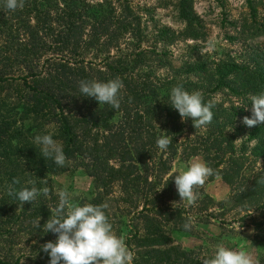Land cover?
Masks as SVG:
<instances>
[{
	"label": "trees",
	"instance_id": "trees-1",
	"mask_svg": "<svg viewBox=\"0 0 264 264\" xmlns=\"http://www.w3.org/2000/svg\"><path fill=\"white\" fill-rule=\"evenodd\" d=\"M131 1L25 0L22 9L10 12L0 0V264H48L42 245L55 241L56 235L45 233L43 225L52 218L58 203L51 179L70 169L83 170L92 180L90 197L77 205L103 206L115 185L120 186L123 203L131 194H144L145 189L154 192L168 174L179 147L187 148L189 136L180 145L178 141L188 132H194V147L186 157L202 156L214 170L211 178L220 176L235 183L248 161L243 150L250 141L254 142L250 149L253 162L264 161V124L249 127L243 123L244 117H251V104L243 107L248 98L264 91V41L250 47L239 60L229 57L219 62L212 71L206 62L201 66L192 63L184 72L175 70L164 78L143 72L147 68L143 49L108 56L100 67L87 62L85 55L98 44L117 50L121 42L130 43L128 38H133L140 48V18ZM245 2L248 13L242 18L239 40H264V13L254 0ZM175 4L184 28L178 34L162 31L160 37L170 44L179 39L204 40L193 0ZM114 78L124 84L118 110L79 96L81 80L106 82ZM177 85L189 92L199 91L205 102L214 105L212 122L199 132L191 119L182 122L167 104L170 90ZM217 93L238 98L241 106L225 107L213 100ZM236 126L240 127L235 130ZM53 130L67 157L64 167L41 157L33 142L36 135ZM243 132L248 135L247 145L243 143V149L236 151L234 138ZM164 135L172 142L161 151L156 141ZM151 170L158 176L149 182L147 173ZM14 179L20 181L17 189H30L31 179L38 189L47 187L49 193L21 206L8 194ZM165 181L169 183L170 178ZM253 181L254 190L238 196L249 198L253 201L250 206L260 208L264 204V178L257 175ZM147 201L138 212L146 219L143 234L136 232L130 241L127 238L126 245L146 249L140 257L143 264H192L190 253L172 246L161 229L156 218L161 210H149ZM104 211L110 220L107 207ZM22 235L32 242L30 255L14 258L15 240Z\"/></svg>",
	"mask_w": 264,
	"mask_h": 264
},
{
	"label": "rangeland",
	"instance_id": "rangeland-1",
	"mask_svg": "<svg viewBox=\"0 0 264 264\" xmlns=\"http://www.w3.org/2000/svg\"><path fill=\"white\" fill-rule=\"evenodd\" d=\"M84 1L91 4L103 2V0ZM177 1L132 0L130 4L135 14L140 18L142 34L140 48H136L137 40L133 38H128L130 43L121 42L117 50L98 44L95 48L89 49L88 54L84 57L85 60L100 67L108 56H113L118 52L122 54L143 49L147 60V68L143 72L149 71L152 76L164 78L168 74L173 75L175 70L184 72L186 65L192 63L201 66L203 62H206L209 65L208 69L212 71L219 62H225L229 57L239 60L250 47L255 48L256 44L264 41L263 39L239 40L242 18L248 13L245 0H193V11L197 21L202 24L201 33L205 35L204 40L179 39L170 44L165 38L160 37V33L170 30L178 34L183 30L184 22L178 18L175 4ZM254 1L257 8L264 13V0ZM115 5L117 4L115 3ZM164 53H166V57L163 56ZM160 60L165 63H160ZM143 68L144 65L140 70ZM213 100L222 102L225 107L241 106L238 98L229 96L227 93H217ZM239 127L236 126L235 130ZM200 130L201 128H196L197 132ZM227 131L232 132L228 129ZM185 136L190 138L187 148H183L186 151L179 147L177 155L170 163L168 174L156 187L155 194L151 191L146 192L145 189L144 194H131L127 197L129 201L123 203L120 200L122 193L120 186H113L107 198L109 200L107 209L115 235L126 243L127 238L130 241L136 232L143 234L142 228L146 226V219L142 218L138 212L145 200H148L146 207L149 210H161L160 215L156 218L159 220L161 229L170 237L171 245L189 252L192 264H204L205 260L213 256L219 245L235 250L243 249L253 257L255 264H264L262 260L264 258V204L260 208L256 205L250 206L253 201L238 196L239 192L254 190L255 185H252L254 176L260 175L264 178L262 170L264 161L258 160L254 163L250 156V149L254 142L250 141L248 148L243 150L248 161L239 172L235 183H230L220 176L212 178L210 176L204 185L195 188L197 193L195 203L188 204L187 201H180L174 180L170 178L169 183L165 181L170 176L180 174L194 160H203L202 156L186 157L190 152L189 148L194 147L191 140L194 137V132H188L182 136L178 141L179 145L185 142ZM247 138V132L236 135L234 138L236 151L243 149L241 145L247 142ZM147 176L150 182L156 179L158 174L151 170ZM51 180L53 194L57 200L59 190L68 191L71 194L72 203L76 205L90 197L92 180L86 177L83 170L70 169L67 174L53 177ZM118 198L120 201H117ZM136 206L139 208H134ZM166 212L174 213L176 216H168ZM145 214L147 213L145 212ZM185 223L190 224L188 230L183 227ZM31 244L32 242H28L27 237L23 235L16 239L14 258L29 256ZM129 249L135 254L134 262L143 264L140 262V257L146 249H140L133 245L129 246Z\"/></svg>",
	"mask_w": 264,
	"mask_h": 264
},
{
	"label": "clouds",
	"instance_id": "clouds-1",
	"mask_svg": "<svg viewBox=\"0 0 264 264\" xmlns=\"http://www.w3.org/2000/svg\"><path fill=\"white\" fill-rule=\"evenodd\" d=\"M25 0H4V8L10 12L22 9ZM79 96L94 98L99 105H108L118 110L121 105V90L124 84L121 79L114 78L106 82L97 80H81L79 82ZM169 103L179 114L181 121L192 120L194 128L207 127L213 120L211 102H205L199 91L189 92L182 85L170 90ZM251 104V117H244L243 123L249 127L264 124V91L252 94L246 106ZM55 131L38 134L34 137V144L39 147L41 157L54 162L58 167H64L67 162L63 145L54 139ZM167 136L157 139L159 150L166 151L171 143ZM214 175V170L200 159L194 160L178 175L170 176L174 180L180 201L193 204L197 200L195 188L205 184ZM20 181L14 179L8 187V194L20 202H32L38 196H47L49 189H38L35 180H28L29 188L17 189L15 185ZM167 183V182H166ZM166 185V184H165ZM107 205L92 204L75 205L71 201V194L66 190L58 191V203L54 214L43 227L44 232L56 235L55 241H48L42 245V250L48 255V264H134L135 254L125 241L115 235L113 226L104 209ZM39 221V220H38ZM38 221L36 222L37 227ZM185 230L190 224L183 225ZM204 264H255L253 257L245 250H235L223 245L217 246L213 256L205 260Z\"/></svg>",
	"mask_w": 264,
	"mask_h": 264
},
{
	"label": "crops",
	"instance_id": "crops-1",
	"mask_svg": "<svg viewBox=\"0 0 264 264\" xmlns=\"http://www.w3.org/2000/svg\"><path fill=\"white\" fill-rule=\"evenodd\" d=\"M195 157H197V156H195ZM190 158H193V157H190Z\"/></svg>",
	"mask_w": 264,
	"mask_h": 264
}]
</instances>
